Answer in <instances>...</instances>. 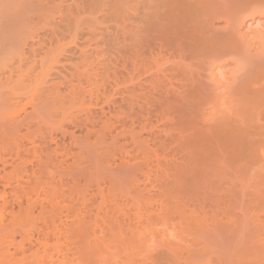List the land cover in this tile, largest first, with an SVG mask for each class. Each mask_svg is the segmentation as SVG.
<instances>
[{
	"label": "rangeland",
	"instance_id": "374dc122",
	"mask_svg": "<svg viewBox=\"0 0 264 264\" xmlns=\"http://www.w3.org/2000/svg\"><path fill=\"white\" fill-rule=\"evenodd\" d=\"M238 3L239 31L262 35V0ZM204 5L0 0V204L17 247L48 240L70 264H264V92L245 83L253 108L227 112L221 86L200 87L240 66L210 59Z\"/></svg>",
	"mask_w": 264,
	"mask_h": 264
},
{
	"label": "bare ground",
	"instance_id": "6f19581e",
	"mask_svg": "<svg viewBox=\"0 0 264 264\" xmlns=\"http://www.w3.org/2000/svg\"><path fill=\"white\" fill-rule=\"evenodd\" d=\"M204 4H205L204 6H206V10H204V12H202L203 15L201 17L203 18V20L200 21L201 27L203 28L204 31H206L208 33V36L206 35V37H208V39H210V40H214L215 41L214 42V47L211 46L212 48H214V50H213V53L211 51L212 56L210 55L211 56L210 59L216 61L217 59H220V58H223V57L225 58L226 55L229 56L230 54H233V53L236 54V53H238V61H239L240 66L237 67L238 70L236 69L237 72H238V74L237 75L235 74V76H233V78H231L232 80L229 78L231 80V82L228 83V84H226V85H218L219 83L218 84L217 83H215V84L213 83L212 84V86L214 87L213 88L212 86H209L208 84L202 83V80L200 81V84L199 85H200V87H202V89L204 88L205 90H209V92L210 91L211 92L214 91L213 94H216V90H213V89H217V88L220 89L222 87L221 90H219V89L218 90L219 91H223L224 92L223 95L225 93H227L228 94L227 96H228L229 99L232 97L231 98L232 99L231 101H236V102H233V105H231L230 107L226 108L225 111H227V112H236V111L237 112L238 111L239 112L240 111L247 112L248 111V108L249 109H252L253 107L251 106L252 107L251 108L246 103L240 102L241 101V86H243L245 83H249L252 87L255 86L256 84H258L257 85L258 86V89L260 91L262 90L264 92V78H259L258 77L259 75L257 76V73H258L259 68L262 65H264V33L262 35H260V36L253 35V34L248 36V35H245L244 33L242 34L239 31V28L240 27H238V26H241V25L239 24V21L238 20H239V17L243 14V12L242 13L240 12V14H241L240 16L237 13V11H238L237 9H238V6H239L238 0H204ZM261 4H263V6H261V7H264V0H262V3ZM216 13H221L220 18L225 23V26L223 27L224 29L223 30L222 29H219L220 31L218 29H215V28L213 29V27L211 28L212 23H213V19L217 18V17L213 18ZM218 15H220V14H218ZM255 42L258 44V47L260 48V51H257L256 52L255 51L256 49L254 50V48H253L254 47L253 46L254 44L253 43H255ZM252 50H254L253 53H252ZM205 60L207 61V57H206ZM202 61H203L202 63H209V62H206L204 60H202ZM258 80H259V82H258ZM196 81H197V78H196ZM218 90H217V92H218ZM220 94L221 93L218 92L217 93V96L219 98H222V97L219 96ZM214 108H213V110H214ZM216 108L218 109L217 106H216ZM223 110H224V108H223ZM216 111H218V110H216ZM219 112H220V110H219ZM248 112H250V111H248ZM4 139L5 138H1L0 139L1 140V144H0V159H1V155L4 153V148H5L4 147L5 142L3 144ZM3 160L4 159L2 157V159L0 161L4 162ZM3 202H5L4 201V198H3ZM0 203L3 204L2 202H0ZM1 204H0V208H1V211H0V264H70L68 260H65L66 258L65 259H62L61 258L60 260H58L59 258H57V260H55V259H53V256L52 255L51 256L48 255V252L51 251V250L48 249V246L50 244L51 245V249H52V245H53V243L51 244L49 242H48L49 244L47 245V241L48 240H46V239L49 238L48 236H46L45 239L43 238V240H46V243L43 244L42 242H40V243L38 241L36 242L37 243V246H38V244H41V243L43 244V246L44 245H47L46 248L45 247L43 248V246L41 244L42 249H44L46 251H47V249L49 250L46 253L48 256L47 255L45 256V252L46 251H44V250H43L44 252L42 251L44 255L40 252L43 256L42 255L39 256L40 253L38 254V253H36L37 251L35 252L34 250L33 251L35 253H29V254H27V252L25 250L27 248H25L22 245L20 246V243H19V246L20 247H17L16 244H15L16 243L15 237H16L18 231L16 232L15 226H13V228H12V225L9 224L8 219L5 218L6 216L3 217V215H6L7 212L5 211V207H6L5 206V203H4V205H1ZM3 209H4V212H6V213H2ZM41 240L42 239H40V241ZM26 241H27V239H26ZM29 248H30V251H31V247H29ZM36 248L39 249L38 247H36ZM49 248H50V246H49ZM27 251H28V249H27ZM30 251H28V252H30ZM33 251H31V252H33ZM52 252H53V250H52ZM54 256H56V255H54ZM105 259L102 258L101 261H99V262H97L98 258L96 260H94V261H92L93 259L92 260L89 259V262H87V260H84V262L86 261L85 264H112V263H110L111 262L110 259H109L110 262H108ZM77 264H79V263L77 262ZM80 264H83V263H80Z\"/></svg>",
	"mask_w": 264,
	"mask_h": 264
}]
</instances>
